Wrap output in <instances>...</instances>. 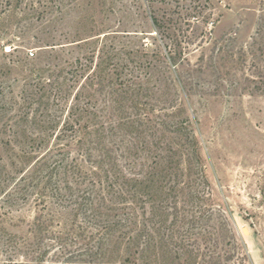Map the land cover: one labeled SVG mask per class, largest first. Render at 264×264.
<instances>
[{
    "label": "rangeland",
    "instance_id": "374dc122",
    "mask_svg": "<svg viewBox=\"0 0 264 264\" xmlns=\"http://www.w3.org/2000/svg\"><path fill=\"white\" fill-rule=\"evenodd\" d=\"M75 96L91 153L154 176L114 236L138 246L47 226L36 161ZM0 264H264V0H0Z\"/></svg>",
    "mask_w": 264,
    "mask_h": 264
},
{
    "label": "trees",
    "instance_id": "16d2710c",
    "mask_svg": "<svg viewBox=\"0 0 264 264\" xmlns=\"http://www.w3.org/2000/svg\"><path fill=\"white\" fill-rule=\"evenodd\" d=\"M171 60L175 62L173 58ZM88 115L87 108L80 106L78 96H75L70 106L67 107L65 121L55 135L52 147L36 161L39 164L43 158L49 161L51 157L59 158L48 165L50 171L45 186L46 189L50 188L47 196L50 199L47 226L49 229L58 228L55 234L65 237L75 228L83 230L82 233H87V236L85 235L80 241H85V239L91 241L94 235L99 236L98 248H102L109 242L117 246L122 243L138 246L140 238L145 236L139 231L126 240H123L121 236L114 239V236L121 233L128 225L138 229L136 213L141 208L139 205L143 197L146 196L150 199L149 201L153 202L152 191L148 192L150 187L144 182L154 176L148 174L144 181L128 177L109 151L104 152L102 157L92 154L91 152L96 149L91 146H94L95 140L93 139H97V136L96 132H92L93 125L90 124L91 120ZM56 126L57 123L47 128L55 131ZM72 151H74V156ZM81 180L88 181L90 188L84 190L83 194L75 200L70 183L80 187L82 186ZM63 190L68 192L65 199L61 194ZM65 202L71 206L65 207L61 204ZM151 206L150 212L153 215L155 206L154 204ZM56 208L60 209L59 212H56ZM80 217H83L81 223L78 220ZM81 224L86 225L81 226ZM153 231V228L151 230L149 228L147 240L143 241L146 251H152L155 248ZM94 256L97 254L95 253Z\"/></svg>",
    "mask_w": 264,
    "mask_h": 264
},
{
    "label": "built area",
    "instance_id": "2783aa9c",
    "mask_svg": "<svg viewBox=\"0 0 264 264\" xmlns=\"http://www.w3.org/2000/svg\"><path fill=\"white\" fill-rule=\"evenodd\" d=\"M4 51H5V54H10L13 51V49L8 46V47H4ZM28 56L29 57H33V53L32 52H29L28 53Z\"/></svg>",
    "mask_w": 264,
    "mask_h": 264
}]
</instances>
